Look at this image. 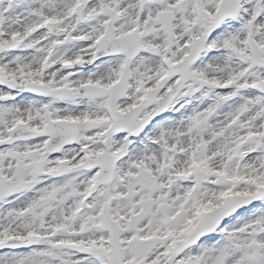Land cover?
<instances>
[{"label": "snow or ice", "instance_id": "1", "mask_svg": "<svg viewBox=\"0 0 264 264\" xmlns=\"http://www.w3.org/2000/svg\"><path fill=\"white\" fill-rule=\"evenodd\" d=\"M0 264H264V0H0Z\"/></svg>", "mask_w": 264, "mask_h": 264}]
</instances>
